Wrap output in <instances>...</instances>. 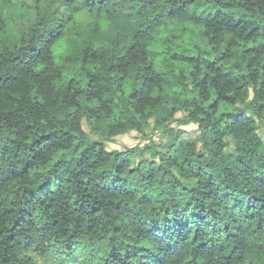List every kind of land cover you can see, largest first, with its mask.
<instances>
[{"label":"trees","instance_id":"1","mask_svg":"<svg viewBox=\"0 0 264 264\" xmlns=\"http://www.w3.org/2000/svg\"><path fill=\"white\" fill-rule=\"evenodd\" d=\"M30 252L264 264V0H0V264Z\"/></svg>","mask_w":264,"mask_h":264},{"label":"rangeland","instance_id":"2","mask_svg":"<svg viewBox=\"0 0 264 264\" xmlns=\"http://www.w3.org/2000/svg\"><path fill=\"white\" fill-rule=\"evenodd\" d=\"M196 128L197 127L195 125H189V126L185 127V130L191 131L188 138H193V137L198 135V133L195 132ZM84 130L88 133L90 131L89 127L86 125L84 126ZM146 135L147 136L150 135L154 142H156L158 144L161 143V145H165L169 141V138L162 136L159 132L152 133V129H148L146 131ZM149 141L150 140H148L147 138H144V137L140 136L139 134L132 132L130 134L117 137L115 139L114 143L111 146H109V150H114V149L116 150L117 149V150L125 151V150H128V149L136 147V146H141V148H143V146L148 144ZM145 158L149 159V160H153V158H151L150 155H146ZM29 254L34 256V258L36 260V264H57V262L54 260L53 256H51V255L41 257L38 254H36L35 252H30Z\"/></svg>","mask_w":264,"mask_h":264}]
</instances>
